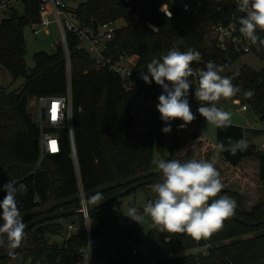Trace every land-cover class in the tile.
Masks as SVG:
<instances>
[{"label": "trees", "instance_id": "1", "mask_svg": "<svg viewBox=\"0 0 264 264\" xmlns=\"http://www.w3.org/2000/svg\"><path fill=\"white\" fill-rule=\"evenodd\" d=\"M66 1L76 3L73 14L82 23L97 26L106 21H123L108 43L107 54L114 57L136 55L138 62L134 73L141 87L126 91L118 74L104 67H93L90 55L78 49L75 37L68 35L78 173L66 130L61 131V151L47 154L33 172L39 159V129L28 111V99L66 93L67 62L59 42L54 54L37 52L34 67L27 69L24 31L39 19V0H23L24 14L13 8L0 19V65L9 71L13 80L23 79L22 85L12 91L0 83V199L5 195L4 184L9 181L23 183L25 190L18 193L17 203L25 224L60 210L78 211L79 180L87 202L92 206L143 178H162V173L151 161L155 159L156 150L162 153L165 133L161 129L165 124L157 111L149 119L148 129L138 131L132 104L144 86L159 87L154 81L146 84L141 79V72L147 73L148 63L166 55L173 47L180 51L200 52V61H194L192 68L205 70L208 61L226 65L221 75L232 77L233 84L239 86L241 92L231 99H221L217 106L240 99L264 124V68L254 70L242 65L236 72L233 63L241 54L233 48L218 49L214 41L204 37L211 24L224 21L235 10L234 0H204L203 6L192 14H187L181 6L172 5L169 0H128V6L120 5L118 0ZM161 6L170 7L172 17L166 16ZM148 23L155 24L158 31L152 30ZM257 35L264 39V31L257 30ZM251 52L264 61V47L252 45ZM189 79L193 88L190 101L195 98L198 77ZM247 90H252L254 95L245 97L243 93ZM158 96L154 94L155 104L159 102ZM193 122L200 126L206 120L198 116ZM251 134H264V125L261 129L251 130L232 123L216 127L215 147L224 145L219 154L234 168L247 158L255 159L258 179L264 189V148H258L251 141ZM191 137H201L200 127L192 131ZM241 139L247 142V148L238 149L233 155L232 148ZM179 141L175 135L173 154L174 151L177 153ZM187 154L188 151L184 156ZM9 155L12 159L6 164ZM220 195L236 201L237 217L250 222L264 218V196L246 207L244 195L236 189L223 188ZM116 200L91 212L95 236L117 220ZM64 220L77 228L62 246H54L48 241L47 234L62 230ZM207 241L211 245L208 254L186 253L204 241H197L187 234L161 233L152 224L146 237L140 238L132 227H124L120 234L108 237V251L97 250L95 258L98 264H264V223L248 226L230 217ZM84 244L81 214L65 215L30 227L15 257L0 258V264H76ZM134 244L143 246L145 252L134 254ZM6 251L0 248V253ZM113 252L115 260L110 259Z\"/></svg>", "mask_w": 264, "mask_h": 264}, {"label": "clouds", "instance_id": "2", "mask_svg": "<svg viewBox=\"0 0 264 264\" xmlns=\"http://www.w3.org/2000/svg\"><path fill=\"white\" fill-rule=\"evenodd\" d=\"M238 11L245 13L239 20L241 35L252 45L264 47V39L257 35V30L264 31V0H238ZM200 58L199 51H180L173 47L161 58H153L146 67L147 73L141 72V79L146 84L154 81L162 88L156 108L165 124L161 129L165 134L171 133V122L175 120L183 121L178 125L179 130L196 119L189 102L193 89L189 78L197 75L191 65ZM226 67L208 61L205 70L198 73V84L194 89V97L199 102L197 112L216 127H226L231 119V113L217 107L219 101L231 99L241 92V88L233 84L232 77L221 75ZM243 94L250 98L254 92L247 90ZM216 147L218 155L224 145ZM246 148L247 142L241 139L232 148V154ZM151 163L160 170L162 179L152 185L156 197L147 201L142 214L135 207L129 208L126 216L133 221L141 225L146 215L161 233L187 234L200 240L222 229L224 221L235 214L236 201L220 195L224 184L215 167V159L192 158L186 162L153 159ZM2 188L5 195L0 199V248L15 257L14 250L26 235L27 225L17 203V195L23 193L25 185L9 181Z\"/></svg>", "mask_w": 264, "mask_h": 264}, {"label": "built area", "instance_id": "3", "mask_svg": "<svg viewBox=\"0 0 264 264\" xmlns=\"http://www.w3.org/2000/svg\"><path fill=\"white\" fill-rule=\"evenodd\" d=\"M19 3L23 4V0H0V12L8 14ZM204 0H185L182 4V9L187 14L197 12L203 6ZM235 10L225 18L224 21L213 23L208 31L204 33L206 39L214 41L216 48L227 50L233 48L236 52L243 54L251 52L252 44L246 40L239 32V20L245 13L238 11V0H234ZM162 12L172 17L173 12L168 6H161ZM39 19L32 22L28 28L33 34H39L41 30L46 29L51 23H55L60 33V42L63 47L64 55L67 62V70L71 68L70 48L68 44V35H73L77 41V48L86 51L90 55V62L95 68H107L108 70L119 75L122 80L124 89L132 91L141 87L137 76L134 73V68L137 65L138 58L136 55L121 54L112 56L107 54L108 43L114 38L115 32L118 29L117 21H106L94 26L85 24L77 20L73 14V7L66 0H39L38 4ZM148 26L158 31V27L153 23H148ZM194 78L197 79L200 69H195ZM162 88L144 86L138 99L143 100L147 105L154 106V94L160 95ZM192 112L196 117L200 116L197 112L199 102L193 98L190 101ZM232 102L236 112H245L248 110V105L240 99H233ZM30 110L32 120L39 129V159L33 169V172L40 167L47 154H55L61 151L62 136L61 131L68 132L71 155L74 160L75 168L78 173V162L76 155V147L74 142V112L72 102L71 74L67 73V89L66 93L60 95H39L30 97ZM217 107L221 108L220 105ZM183 123L181 120L171 122L175 135L180 138L183 136L184 129L178 130V125ZM54 142V144H53ZM79 201L78 208L84 221L85 244L80 248L81 257L76 264H98L96 262V251L107 250V240L109 236H116L122 232V228L131 227L132 219L126 214L119 215L117 220L109 227H104L100 230V234H93L90 205L87 202L85 191L82 183L79 180ZM77 227L73 224L68 225L67 237ZM204 241L197 248L199 252L208 254L210 243L207 238H201ZM197 240V241H200ZM133 253L145 252V249L139 245H133ZM108 251V250H107ZM110 259L115 260L113 252Z\"/></svg>", "mask_w": 264, "mask_h": 264}, {"label": "rangeland", "instance_id": "4", "mask_svg": "<svg viewBox=\"0 0 264 264\" xmlns=\"http://www.w3.org/2000/svg\"><path fill=\"white\" fill-rule=\"evenodd\" d=\"M185 0H169L174 6H182ZM71 7H75V2H68ZM15 9L19 14H24V4L19 3L15 6ZM161 9V8H160ZM7 14L0 12V19ZM118 26L123 24L121 19L117 20ZM26 40V55L25 61L28 70H31L35 65L34 55L37 52L44 51L48 54H54L57 52V44L60 42V33L55 23H51L46 29L41 30L39 34H33L27 27L24 31ZM138 60V59H137ZM242 65H247L254 70H260L264 68V61L259 59L254 53L247 52L239 56L238 60L233 63V68L237 72ZM89 66H91L89 64ZM67 73L70 74L67 70ZM23 79L18 78L13 80L9 71L0 65V83L7 88L8 91L15 90L22 85ZM155 104L154 106L147 105V103L140 99H135L132 104V113L136 121V129L138 131H144L148 129L149 119L153 118L157 112ZM220 107L231 113V119L229 123L243 126L247 129H261L263 122L254 114L253 111L247 110L245 112H236L235 105L232 102L223 103ZM30 98L28 99V109L30 110ZM200 127L202 139H193L191 133L194 129ZM184 134L180 137L179 143H177V153L173 154V145L175 140V134L173 131L169 134H164L162 153L157 150L154 153L155 159H178L181 162L192 159H215V167L221 172V179L224 184V188L236 189L241 192L244 197V205L251 207L259 199L264 196V189L262 183L258 179V167L255 159L247 158L239 167H232L220 156L217 155V149L215 147L216 126L210 125L204 122L198 126L194 122L187 125ZM251 141L257 145V147L264 148V134L256 135L251 134ZM188 151V154L186 152ZM173 155H175L173 157ZM10 155L7 157L5 163L8 164L11 161ZM153 184H147L144 187H139L133 191L128 192L124 196L117 198L115 201V208L118 210V215L127 214L129 208L135 207L142 214L143 207L148 200L155 199L156 194L152 191ZM152 221L150 217L144 216L141 225L132 220L131 227L134 229L135 234L140 237H146ZM64 228L60 231L47 234L48 241L54 246H62L67 238L68 220L63 221ZM143 248V246H140ZM198 252V248L190 249L186 251Z\"/></svg>", "mask_w": 264, "mask_h": 264}, {"label": "water", "instance_id": "5", "mask_svg": "<svg viewBox=\"0 0 264 264\" xmlns=\"http://www.w3.org/2000/svg\"><path fill=\"white\" fill-rule=\"evenodd\" d=\"M118 3L120 5H123V6H128L129 5V1L128 0H118ZM162 178H143L141 179L140 181L118 191L117 193L113 194L112 196L106 198L104 201L100 202L99 204L97 205H92L89 207V211L90 212H93L94 210L100 208V207H103L105 205H107L108 203H111L113 202L114 200H116L117 198L127 194L128 192L130 191H133L141 186H144V185H147V184H154L155 182H158L160 181ZM79 211L77 210H60L58 212H55V213H52V214H44V215H41L39 217H36L32 220H30L29 222L26 223L27 227L25 229V232L32 226L40 223V222H43V221H46V220H50V219H55V218H60L62 216H65V215H70V214H78ZM232 218H234L235 220H238L239 222L243 223V224H246L248 226H257L259 224H263L264 223V218L260 221H256V222H250V221H246L244 219H241L239 217L236 216V214H234L232 216ZM20 246L14 250V252L16 253L18 250H19ZM7 256H10L8 255V252H2L0 253V258H3V257H7Z\"/></svg>", "mask_w": 264, "mask_h": 264}, {"label": "crops", "instance_id": "6", "mask_svg": "<svg viewBox=\"0 0 264 264\" xmlns=\"http://www.w3.org/2000/svg\"><path fill=\"white\" fill-rule=\"evenodd\" d=\"M200 139H202V137H200Z\"/></svg>", "mask_w": 264, "mask_h": 264}, {"label": "snow or ice", "instance_id": "7", "mask_svg": "<svg viewBox=\"0 0 264 264\" xmlns=\"http://www.w3.org/2000/svg\"><path fill=\"white\" fill-rule=\"evenodd\" d=\"M53 144H54V142H53Z\"/></svg>", "mask_w": 264, "mask_h": 264}]
</instances>
